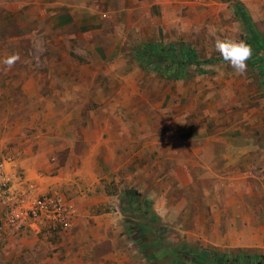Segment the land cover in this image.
<instances>
[{"label": "rangeland", "instance_id": "rangeland-1", "mask_svg": "<svg viewBox=\"0 0 264 264\" xmlns=\"http://www.w3.org/2000/svg\"><path fill=\"white\" fill-rule=\"evenodd\" d=\"M24 1L32 9L44 0H0V61L20 55L11 70L0 63L2 144L27 135L63 144L60 168L71 144L122 146L112 157L126 164L118 171L125 185L101 187L125 190L110 208L94 210L97 224L103 218L96 231L112 239L119 264H199L191 258L203 253L264 257V71L250 59L243 76L226 62L172 65V76L137 57L143 46L183 44L210 61L221 56L218 38L248 43L236 7L264 40V0H129L107 28L80 14L58 19L54 0L45 18L36 10L25 19ZM95 4L106 20L107 5ZM212 162L214 171L202 168ZM68 232L41 235L57 245ZM20 237L0 233V264L27 261L30 243Z\"/></svg>", "mask_w": 264, "mask_h": 264}, {"label": "crops", "instance_id": "crops-1", "mask_svg": "<svg viewBox=\"0 0 264 264\" xmlns=\"http://www.w3.org/2000/svg\"><path fill=\"white\" fill-rule=\"evenodd\" d=\"M98 1L105 4L110 1L106 5L108 13L111 15L106 16V20L96 15L98 12H95V0H54L55 5L51 4V6L55 7V12L60 16L58 19L63 21L73 22L80 14L83 17L82 20L90 23L101 19L100 22L104 21L103 25L108 23L103 27L107 28L110 26V22H114L118 15L126 10L127 4H129L127 3L129 0ZM26 5L27 3L24 1L21 9L25 19L36 10L45 18L44 15L49 7L47 0L34 5L32 9L31 5L25 8ZM134 5L135 2L130 7ZM12 8L13 11L19 9L15 5H12ZM137 15L138 12H136ZM251 19L253 21L252 16ZM31 136L27 135L22 144H2L5 138L4 141L0 140V153L3 151L7 154L17 155L21 166L30 178L34 177L36 171L45 174L46 177L39 182L42 188L51 187L59 191L65 198H71L70 200L76 207V214L68 229L69 232L59 235L60 244L55 245L48 241V234L19 235L22 236L20 237L22 240L26 238L30 243L29 250L24 252V258L27 261L22 264H119L117 262L120 257L117 254L118 251H114L112 254L109 246L112 239L107 238L106 232L96 231L99 224L103 222V218L97 224L94 210L110 208L108 207L110 202L116 201L115 196L125 190L122 188L118 193L108 194L110 191L107 193V187H101L103 184L109 186L118 184V187L125 185L121 181L118 171L125 170L126 164L122 159L112 157L118 150L123 151L122 146L118 144L116 146H112V144H71L68 161L64 168H60L58 167L57 152L61 149L59 146H63V144L56 147L55 144H39L37 141L31 143ZM4 146L9 147V150L5 151L6 147ZM193 153H197V151L195 150ZM72 160L75 161L74 164H72ZM218 166L213 162L202 164V168L205 167L211 171H214L213 169ZM101 181L102 183H100ZM66 190H70V192L68 193ZM106 216L108 219L112 218L110 214ZM76 227H78L77 231L73 232ZM83 229H87V231L84 232ZM32 257L35 261L39 258V262H29ZM14 264H19V262Z\"/></svg>", "mask_w": 264, "mask_h": 264}, {"label": "built area", "instance_id": "built-area-1", "mask_svg": "<svg viewBox=\"0 0 264 264\" xmlns=\"http://www.w3.org/2000/svg\"><path fill=\"white\" fill-rule=\"evenodd\" d=\"M46 175L28 177L14 154L0 155V233L41 234L46 228L68 230L76 214L72 200L39 182Z\"/></svg>", "mask_w": 264, "mask_h": 264}, {"label": "trees", "instance_id": "trees-1", "mask_svg": "<svg viewBox=\"0 0 264 264\" xmlns=\"http://www.w3.org/2000/svg\"><path fill=\"white\" fill-rule=\"evenodd\" d=\"M237 13L244 22L248 31V43L252 46L253 54L256 57H251V62L257 64V66L264 71V40L260 39L251 26L249 19L243 14V12L237 8ZM263 55H259V54ZM137 57L143 67L156 71L164 70L167 74L172 76H178L173 74L170 70L172 65H201L208 62L222 63V57H216L207 60H200L196 52L183 44L179 45H148L143 46L137 51ZM127 200V199H126ZM194 261L199 264H264V257H252L247 255H232L226 256L218 253H203L200 256H194Z\"/></svg>", "mask_w": 264, "mask_h": 264}, {"label": "clouds", "instance_id": "clouds-1", "mask_svg": "<svg viewBox=\"0 0 264 264\" xmlns=\"http://www.w3.org/2000/svg\"><path fill=\"white\" fill-rule=\"evenodd\" d=\"M214 48L220 53L223 61H225L235 72L236 75L243 76L247 72V61L253 55L252 46L243 39H235L225 37L217 39ZM20 60L19 53L7 55L0 63L7 70H11L16 62Z\"/></svg>", "mask_w": 264, "mask_h": 264}]
</instances>
